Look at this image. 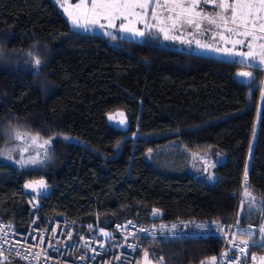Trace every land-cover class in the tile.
Listing matches in <instances>:
<instances>
[{
    "label": "trees",
    "instance_id": "obj_1",
    "mask_svg": "<svg viewBox=\"0 0 264 264\" xmlns=\"http://www.w3.org/2000/svg\"><path fill=\"white\" fill-rule=\"evenodd\" d=\"M0 42L12 50L0 60V149L22 143L6 135L13 128L38 135L37 144L51 141L37 147L43 164L0 160V217L26 229L22 185L42 178L53 187L42 212L86 233L192 217L261 224L264 211L245 218L242 194L247 169L249 192L264 199L262 70L158 37L114 41L73 28L53 0H0ZM29 51L43 58L38 71L23 55ZM242 71L255 82L236 75ZM194 152L216 164L214 182ZM222 244L215 236L144 239L140 254L163 264L211 263Z\"/></svg>",
    "mask_w": 264,
    "mask_h": 264
},
{
    "label": "snow or ice",
    "instance_id": "obj_2",
    "mask_svg": "<svg viewBox=\"0 0 264 264\" xmlns=\"http://www.w3.org/2000/svg\"><path fill=\"white\" fill-rule=\"evenodd\" d=\"M202 4L204 6L213 5L215 15L198 10ZM150 6L151 12L149 13ZM61 7L67 13L74 28L83 31L99 28L114 41L117 40L120 34H125L123 38L130 39L133 37H145L146 34H151L155 30L157 34H163L164 40H179L184 44H195L199 49L215 51L232 58H239L235 62L244 63L248 67L257 70H264V42H262L264 41V0H79L74 6L62 4ZM164 13H167V15L164 16ZM150 20L152 21L151 23L149 22ZM204 22H207V28H203ZM185 25L193 29L189 35H208L213 41H218L219 44L204 43L200 39L195 38L186 39L182 32ZM176 31H180L181 34H170ZM23 55L28 58V62L32 67L38 71L41 60L35 55V52L29 51L23 53ZM6 58L7 54L0 50V59ZM236 75L244 78L246 82H255L252 72L242 71L236 73ZM120 116H123V113H120ZM120 123L123 124L124 121L121 120ZM47 131H51V129H47ZM6 135L11 140L22 142L24 146L0 149V156L12 160V152L19 150L20 159L15 160V163L21 166L43 164L45 162L37 157L25 159L23 154L28 151L29 147L44 148L45 145L51 143L50 140H44L42 144H37L40 139L38 135L22 134L20 130L15 128L8 131ZM54 139L69 140L71 138L56 136ZM28 141H31V144ZM118 147L119 144H117ZM43 155L45 160L51 159L47 148H45ZM207 163V161H204L205 165ZM214 166L212 165V167ZM204 170L207 171V167ZM207 179L213 180L214 178L209 174ZM243 181V200L248 203V209L245 212V218H247L254 211H264L258 206L264 205V199L257 202V198L249 192L250 185L248 184L247 169H245ZM33 184L41 188L46 187L43 180L29 182L25 184V187L31 188ZM157 214V212H153V215ZM261 219L264 220V216ZM88 227L91 228L92 226L89 225ZM120 227L117 225V228ZM166 227L164 225L161 226V228ZM196 227L204 228L207 225H197ZM175 228L176 225L173 224L172 229L174 230ZM235 228L236 232L233 233V239L231 240L232 248L245 259L248 257L249 241L242 238L237 240V234L240 237L246 235L249 238L258 235L259 240H253L252 246L264 247V223L258 225V231H256L252 226L241 227L239 220H237ZM139 231L151 232L152 230L140 229ZM100 232L104 236H110L109 233L104 232L102 229ZM171 235L174 238H181L174 231ZM3 244H7V240H3ZM2 247L3 245L0 244V248ZM8 251H13V247H9ZM92 251L95 252V249ZM16 255L20 256L19 250H16ZM223 255L227 256V253ZM2 256L3 253L0 251V257ZM20 258L28 259L26 255ZM251 258L254 264H264V257L252 255ZM3 259L7 260V257H3ZM81 259H84V257H81ZM215 260L216 257H212L211 264H214ZM232 260L235 261V264H240L235 255H233ZM144 262L145 264H150L147 251L144 253ZM202 264H209V262H202Z\"/></svg>",
    "mask_w": 264,
    "mask_h": 264
},
{
    "label": "built area",
    "instance_id": "obj_3",
    "mask_svg": "<svg viewBox=\"0 0 264 264\" xmlns=\"http://www.w3.org/2000/svg\"><path fill=\"white\" fill-rule=\"evenodd\" d=\"M26 202L31 211V219L26 229L21 230L13 222L0 217V248L3 256L0 261L17 264H140V250L144 239L174 238V231L180 237L215 236L222 241V249L217 254L214 264H235L233 255L240 264H254L252 255L264 257V254L250 253L249 248L256 235L236 239L249 241L248 257L245 259L232 248L231 240L236 232V221H220L215 219L183 218L176 220H158L148 224H116L112 228H99L97 232L86 233L77 231L72 220L61 214L42 212V198L34 194H26ZM176 228L173 230L172 225ZM207 225L199 228L197 225ZM117 225L121 226L117 228ZM167 226L161 228V226ZM255 223H240L241 227L258 231ZM103 230L110 236H104ZM140 229H151V232H141ZM163 233V235H162ZM69 236L71 237L69 239ZM7 240V244H3ZM87 242V246H86ZM13 247V251H8ZM95 249V252L92 250ZM19 250L20 256L16 255ZM227 253V256L223 255ZM28 259H21V256ZM3 257H7L4 260ZM84 257V259H81ZM211 264V263H209Z\"/></svg>",
    "mask_w": 264,
    "mask_h": 264
},
{
    "label": "rangeland",
    "instance_id": "obj_4",
    "mask_svg": "<svg viewBox=\"0 0 264 264\" xmlns=\"http://www.w3.org/2000/svg\"><path fill=\"white\" fill-rule=\"evenodd\" d=\"M53 2L56 4V6L61 10V12L63 13V15L65 16V18L67 19L68 23L70 24L71 27H73L71 25V22H70V18L67 16V13L64 11V9L61 7V5H65V6H68V5H75L76 3L79 2V0H53ZM214 6L213 5H208V6H204L203 4L201 5V7L198 9V10H202L204 11L205 13L207 14H210V15H215V12H214ZM160 11V10H158ZM151 12V6L149 8V13ZM167 13H164V16H166ZM150 23L152 22L151 20L149 21ZM119 23V22H118ZM139 26V25H138ZM208 25H207V22H204L203 24V28H207ZM74 28V27H73ZM78 29V28H76ZM193 29L188 27L187 25L184 26V28L182 29V32H183V35L186 39H200L202 42L204 43H213L214 45H218L219 42L218 41H213L208 35H201V34H194L193 35H189L190 32H192ZM87 32H92V33H96V34H99V35H103V36H106L108 37L109 39H111L109 36L105 35L103 33V30L99 29V28H96V29H90L88 30ZM170 34H176V35H179L181 34L180 31H176V32H173V33H170ZM125 34H120L119 37L123 38ZM150 36V37H158L159 39H161L162 41H168V42H171V43H174L175 45H177L178 47H190L192 50H194L195 52L197 53H201V54H205V55H211V56H215V57H218V58H225V59H234V60H237L239 58H232V57H229L223 53H218V52H215V51H207V50H202V49H199L197 48V46L195 44H192V45H189V44H184V43H181L179 40L177 41H172V40H164L163 38V34H157V32L155 30L152 31L151 34H146L145 37L147 36ZM227 35V34H226ZM145 37H133V38H130V39H133V40H142V39H145ZM112 40V39H111ZM264 42V41H262ZM219 46H223V45H219ZM230 47V45H228ZM246 50V49H245ZM263 71V76H262V83L264 84V70ZM29 144H31V141H28ZM15 146V145H14ZM18 146L22 147L24 146L23 143H19ZM35 153L38 154L37 152V147H29L28 148V151L25 152L23 154L24 158L27 159L29 157H34L35 156ZM193 158H194V161H196L197 165L196 166H201L202 168V172H205L206 175H205V178L207 179V176L209 174H211L213 176V180H208L209 182H214L216 179H217V173L215 171V166L216 164L215 163H212V159L209 158L207 156L206 153H199V152H194L193 153ZM199 158V159H198ZM17 159H20V152L19 150H16V151H13L12 152V160H9L3 156H0V160L1 161H4V162H9V163H12V164H16V165H19L17 163H15V160ZM225 159V156L224 155H221L220 157V160L219 162L223 161ZM204 161H207V165L204 164ZM218 162V163H219ZM212 165H215L214 167H212ZM207 167V171H205L204 169ZM240 209L242 207V201L240 202ZM239 209V210H240ZM261 223H264V220L261 221Z\"/></svg>",
    "mask_w": 264,
    "mask_h": 264
},
{
    "label": "water",
    "instance_id": "obj_5",
    "mask_svg": "<svg viewBox=\"0 0 264 264\" xmlns=\"http://www.w3.org/2000/svg\"><path fill=\"white\" fill-rule=\"evenodd\" d=\"M40 180H43L45 182V184H46V187L45 188H41V187H39L36 184H33V187H31V188H26L25 187V184H27L29 182H32V181H40ZM22 189H23V191L26 194L38 195V196H40L41 198L44 199V198H48L49 197V195L51 194V192L53 190V187H52V185L48 184L45 179L40 178V179H34V180L26 181L22 185ZM153 217L160 219L162 217V215L160 213H158L157 215H153ZM144 253L141 255L140 264H145V262H144ZM148 260L150 261V264H163V262H155V261L151 260L149 254H148Z\"/></svg>",
    "mask_w": 264,
    "mask_h": 264
},
{
    "label": "clouds",
    "instance_id": "obj_6",
    "mask_svg": "<svg viewBox=\"0 0 264 264\" xmlns=\"http://www.w3.org/2000/svg\"><path fill=\"white\" fill-rule=\"evenodd\" d=\"M41 42L40 41H35L32 45V48L35 49ZM44 47L45 48H48L49 45L47 43H44ZM0 50H3L4 53L7 54V56L11 53L12 50H10L7 45L3 42H0ZM35 52V51H34ZM35 55L38 56L41 60V63H42V60L43 58L41 57V55L38 53V52H35ZM0 60H4V59H0ZM42 84L44 83L43 81L41 82Z\"/></svg>",
    "mask_w": 264,
    "mask_h": 264
}]
</instances>
